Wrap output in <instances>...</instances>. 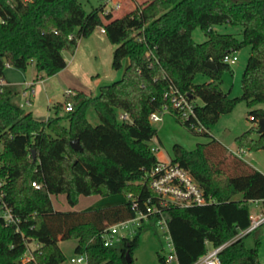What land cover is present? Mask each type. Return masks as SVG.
Masks as SVG:
<instances>
[{
	"label": "trees",
	"instance_id": "trees-1",
	"mask_svg": "<svg viewBox=\"0 0 264 264\" xmlns=\"http://www.w3.org/2000/svg\"><path fill=\"white\" fill-rule=\"evenodd\" d=\"M223 24L240 26L242 38L215 29ZM98 26L116 44L113 68L120 69L124 59L129 63L122 77L102 85L99 94L74 90L66 95L75 106L65 116L68 125L59 115L60 105L56 116L40 120L16 100L21 93L16 85L0 86V181L4 199L22 219L20 232L0 223V264H23L25 238L41 243L39 264H62L66 257L59 242L66 239L77 240L75 251L87 253L88 264H136L134 250L147 222L142 220L120 246H105L102 233L134 218L139 209L146 211L148 200L166 217L176 264H193L210 245L223 244L221 264H261L259 240L248 247L246 235H238L250 224V205L256 200L264 204V173L242 156L215 138L190 150L173 146L171 161L188 169L213 198L202 205L161 206L149 183L141 181L160 161L150 143L157 129L149 117L167 102L170 84L200 99L195 112L206 135L239 101L246 100L251 108L264 104V0H147L120 17L106 13L105 5L87 11L82 0H0V77L8 65L27 69L33 62L38 72L57 74L67 66L63 51L74 54L79 40ZM197 27L207 35L203 42L192 36ZM244 46L251 53L242 75L243 93L230 97L221 87L223 73L231 68L223 59ZM210 58L217 69L206 65ZM197 74L208 80L196 83ZM90 107L99 117L96 125L87 117ZM123 111L131 121L119 119ZM172 115L196 131L174 110ZM249 115L256 124L264 108L251 109ZM254 133L258 125L236 136L240 150L264 148V133L257 138ZM73 139H79L82 150L72 147ZM228 156L234 160L231 173ZM33 181L42 183L41 188ZM120 193L126 196L122 202L82 211L57 210L51 199L65 194L75 206L82 195ZM238 194L241 199L235 198ZM159 214H150L149 221ZM159 259L167 264L166 257Z\"/></svg>",
	"mask_w": 264,
	"mask_h": 264
},
{
	"label": "rangeland",
	"instance_id": "rangeland-1",
	"mask_svg": "<svg viewBox=\"0 0 264 264\" xmlns=\"http://www.w3.org/2000/svg\"><path fill=\"white\" fill-rule=\"evenodd\" d=\"M145 1L147 0H120V8H115L113 0H82V4L87 11L105 5V8L110 10L114 17H120ZM101 29L102 27L98 26L90 36L81 38L79 49L75 55L70 51L64 50L63 55L69 61L68 67L55 75L47 76L44 72H38L34 62L27 69L11 65L5 69V76L8 80L15 81L17 84L24 81L34 83L35 91L31 96L32 104L24 106L27 111H32L34 116L40 120H46L57 115L56 105L58 104L60 105L59 115L65 117L67 113L63 109V103L66 101V92L68 90H79L91 95H97L102 85L110 84L122 77L129 61L124 59L120 69L113 68V51L116 48V44L111 43L106 33ZM215 29L218 32L233 33L239 39L242 38V28L240 26L223 24L216 26ZM192 36L197 42H203L207 39V35L200 27L194 29ZM250 53V46H244L239 49L236 52L238 60L231 65L230 69L223 73L221 87L225 92H228L230 97L241 96L243 93L242 75ZM37 74L43 75L42 81L37 77ZM206 80H208L206 76L202 74L196 75V83H202ZM16 100L23 102L24 97H18ZM196 101L200 102V99L198 98ZM261 107L264 108V104L258 103L251 108L246 100L239 101L230 112L221 115L210 135L192 131L183 123L177 121L171 113H165L161 120L152 122L157 129V133L150 142L151 146L159 145V149L155 153L162 160H169L173 157V146L175 144H180L190 150L194 149L198 143H208L213 138L223 145H228L236 150L238 146L235 141L236 136L252 126L258 125L251 121L249 111ZM119 114L118 116H120ZM87 117L94 125L100 122L94 107L87 109ZM62 122L65 125L69 124V120L66 117ZM253 137L257 138L258 133H254ZM245 160L251 166L264 172V148L248 152L245 155ZM233 166V157L228 156L226 167L229 173L232 172ZM123 195L121 193L105 197L82 195L75 206L69 204L65 194L52 195L51 199L54 208L57 210L82 211L87 209L92 202L98 206L122 202L124 201ZM235 198L241 199L242 194L236 195ZM261 209L262 207L259 204L252 203L250 205V212L252 213ZM145 222L149 226L141 232L140 244L134 250L135 263L161 264L159 256L167 257L170 251L166 234L156 222ZM132 227L137 232L138 227L135 224ZM122 231L125 232L124 230ZM256 240L260 242L258 245L259 259L261 264H264V226L245 236V243L248 247L255 246ZM59 245L66 257L62 264H75L71 262V258L78 256L75 251L77 240H60ZM120 245L121 243L117 246ZM167 264H176V262L170 261Z\"/></svg>",
	"mask_w": 264,
	"mask_h": 264
},
{
	"label": "built area",
	"instance_id": "built-area-1",
	"mask_svg": "<svg viewBox=\"0 0 264 264\" xmlns=\"http://www.w3.org/2000/svg\"><path fill=\"white\" fill-rule=\"evenodd\" d=\"M30 1V0H24ZM115 2V8H120V0H113ZM105 12L109 13L110 10L105 8ZM105 32V29H101ZM237 51L231 52L224 56V62L232 65L238 58L236 55ZM12 84L7 82L3 77H0V86ZM32 84H28L21 92V96L24 97V101L20 102L21 106L32 104V95L34 93ZM75 94L74 90H68L66 95ZM167 102L162 106L161 109H157L150 114V121H158L163 118L165 113H171L173 110L190 126L196 131L206 130L204 125L198 119L195 107L197 101L190 97L187 93H183L179 88L170 84L169 90L165 95ZM75 108L74 104L67 100L63 103V109L66 113L73 111ZM120 120L131 121L130 115L127 112H121L119 114ZM258 123V122H257ZM256 123V124H257ZM159 149V145L152 146V150L155 152ZM247 151L239 149L236 154L243 157V154ZM235 153V152H234ZM142 183H149L150 187L156 194V198L161 206L167 205H178V206H193L202 205L213 201L212 196H206L203 188L199 185L197 180L193 177L191 172L180 166L177 163H173L171 159L160 160L156 166L144 176ZM32 185L36 188H41L42 183L33 181ZM5 192L3 189V182L0 181V223L5 226L14 225L17 232L21 231L22 219L16 215L13 211L12 206L4 199ZM149 200L146 202V211L139 209L137 215L134 218L121 221L119 223L108 226L102 233V239L105 246H117L123 241V238H131L136 230L132 227L135 224L137 227L142 224L143 221H149V215L153 212H159L160 216L156 219V223L160 229L166 234L168 246L170 248L169 254L166 257L167 263L170 261L177 262L175 254V248L172 238L169 234L166 217L159 207H151ZM262 201L256 200L254 203L258 204ZM263 204V203H262ZM134 207H138V202H134ZM264 226V204L261 210L250 212V224L240 231L238 236L247 235L259 227ZM124 230L125 232H123ZM26 249L20 258V262L23 264H39L36 258V252L40 249L41 243L32 238H25ZM226 244L220 246H209L208 252L200 257L193 264H221L219 257V251ZM71 262L75 264H88L89 258L87 253H80L77 257H72Z\"/></svg>",
	"mask_w": 264,
	"mask_h": 264
},
{
	"label": "crops",
	"instance_id": "crops-1",
	"mask_svg": "<svg viewBox=\"0 0 264 264\" xmlns=\"http://www.w3.org/2000/svg\"><path fill=\"white\" fill-rule=\"evenodd\" d=\"M105 33V32H104ZM81 40V39H80ZM80 40H79V42H80ZM79 46H80V43H78V46H77V49H76V51H75V53H74V55L76 54V52H77V50L79 49ZM73 55V56H74ZM66 59V58H65ZM67 61V66L66 67H68V64H69V61L68 60H66ZM7 67H10V65H8ZM6 67V68H7ZM66 67L64 68V69H66ZM63 69V70H64ZM62 71V70H61ZM37 77L42 81L43 80V75H40V74H37ZM3 78L7 81V82H10V83H12V84H14V85H16L17 87H18V89L20 90V92H22V90L28 85V84H32V87H33V89H34V83H30L29 81H24L23 83H20V84H17V83H15V81H11V80H8L7 78H6V76H5V74H4V76H3ZM36 80V79H35ZM35 90V89H34ZM19 97H21V93H20V95H19ZM20 102V101H19ZM153 140V139H152ZM224 146H226L227 148H229L231 151H233V152H238L239 151V148H238V146H237V149L236 150H234L232 147H230V146H228V145H225L224 144ZM248 152H246V153H244L243 154V158L245 159V155L247 154ZM158 159L159 160H162V159H160L159 157H158ZM263 172V171H262ZM264 173V172H263ZM123 199L125 200V195H123ZM109 204H114V203H107L106 205H109ZM261 207H263V204L261 203V202H259L258 203ZM101 206H105V205H97V204H93V202L91 203V205L87 208V209H92V208H96V207H101Z\"/></svg>",
	"mask_w": 264,
	"mask_h": 264
},
{
	"label": "water",
	"instance_id": "water-1",
	"mask_svg": "<svg viewBox=\"0 0 264 264\" xmlns=\"http://www.w3.org/2000/svg\"><path fill=\"white\" fill-rule=\"evenodd\" d=\"M206 65L209 68L217 69V65H216V63L214 62V60L212 58L207 60ZM190 97L193 98L192 95H190ZM257 124H258V133H264V117L260 118ZM71 145L76 150H82V146L80 145L79 139H73L71 141ZM33 154H34L33 156L35 158V150L34 149H33ZM126 257H127V260L129 262L132 261V258L130 256L129 252L126 253Z\"/></svg>",
	"mask_w": 264,
	"mask_h": 264
}]
</instances>
